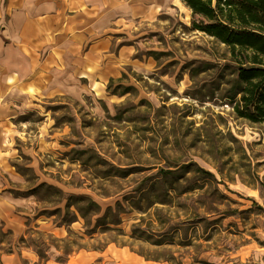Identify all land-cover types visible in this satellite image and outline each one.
Instances as JSON below:
<instances>
[{
	"label": "rangeland",
	"instance_id": "rangeland-1",
	"mask_svg": "<svg viewBox=\"0 0 264 264\" xmlns=\"http://www.w3.org/2000/svg\"><path fill=\"white\" fill-rule=\"evenodd\" d=\"M170 8L76 98L0 104L10 264H264V123L235 114L226 47Z\"/></svg>",
	"mask_w": 264,
	"mask_h": 264
},
{
	"label": "crops",
	"instance_id": "crops-1",
	"mask_svg": "<svg viewBox=\"0 0 264 264\" xmlns=\"http://www.w3.org/2000/svg\"><path fill=\"white\" fill-rule=\"evenodd\" d=\"M172 2L0 0V104L20 102L18 94L76 98L126 63L128 25L153 22ZM2 186L0 178V204L9 205ZM4 253L5 264L14 261Z\"/></svg>",
	"mask_w": 264,
	"mask_h": 264
},
{
	"label": "trees",
	"instance_id": "trees-1",
	"mask_svg": "<svg viewBox=\"0 0 264 264\" xmlns=\"http://www.w3.org/2000/svg\"><path fill=\"white\" fill-rule=\"evenodd\" d=\"M199 17L192 30L223 44L236 63L230 95L233 110L251 123H264V0H182Z\"/></svg>",
	"mask_w": 264,
	"mask_h": 264
},
{
	"label": "bare ground",
	"instance_id": "bare-ground-1",
	"mask_svg": "<svg viewBox=\"0 0 264 264\" xmlns=\"http://www.w3.org/2000/svg\"><path fill=\"white\" fill-rule=\"evenodd\" d=\"M48 251L49 256H51L52 258L56 257V253L53 250L49 249Z\"/></svg>",
	"mask_w": 264,
	"mask_h": 264
}]
</instances>
